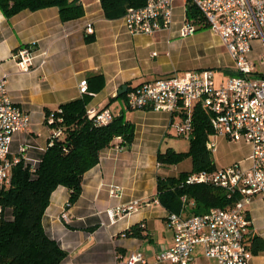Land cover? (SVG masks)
<instances>
[{
    "label": "crops",
    "instance_id": "1",
    "mask_svg": "<svg viewBox=\"0 0 264 264\" xmlns=\"http://www.w3.org/2000/svg\"><path fill=\"white\" fill-rule=\"evenodd\" d=\"M80 2L84 15L68 22L61 21L57 8L24 10L11 18L0 11V79H6L9 98L30 117L27 130L14 134L10 154L31 165L38 164L51 134L44 123L45 111L80 98V83L87 81L92 94L89 107L109 108L114 116L121 114L131 121L135 127L134 141L130 148L109 147L101 151L98 163L84 175L80 197L68 209L65 208L68 190L61 186L54 190L42 217L44 231L67 253L60 264H116L132 252L142 253L148 264H168L155 260L157 253L173 244L168 213L156 197L157 175L169 172L159 167L157 152L172 149L170 144L177 136L175 125L183 118L161 111L130 109L126 97L120 96L159 78L202 69L179 70L183 67L179 63L183 49L195 48L202 36H179L184 21H190L185 0H174L171 28L152 35L128 33L123 16L106 18L100 0ZM200 25L199 31L210 32L203 23ZM88 26L93 30L91 34L87 33ZM210 35L214 36L215 46L225 50L228 59L225 64L219 54V68L233 70L234 63L226 48L216 35L211 32ZM24 46L47 51V61L39 65L37 60L29 71H18L16 53ZM259 51L260 43L257 48L253 45L250 54L253 61ZM93 76L102 77V87L97 88L99 80H90ZM125 86L126 91L120 94ZM223 138L210 136L215 145L220 141L229 144ZM230 144L239 146L231 164L240 162L247 167L250 145L243 141ZM23 145L29 148L19 155ZM217 161L214 160L216 170L231 165H220ZM110 186L121 188L118 197H110ZM132 202H138L136 210L121 216L110 215L116 207ZM246 210L250 219L248 233L264 238V198L256 195ZM64 211L68 221L62 218ZM140 223L144 239L124 236L126 230ZM193 256V264L212 261L203 255L200 246ZM248 264H264V251L251 253Z\"/></svg>",
    "mask_w": 264,
    "mask_h": 264
},
{
    "label": "built area",
    "instance_id": "2",
    "mask_svg": "<svg viewBox=\"0 0 264 264\" xmlns=\"http://www.w3.org/2000/svg\"><path fill=\"white\" fill-rule=\"evenodd\" d=\"M189 1L203 19V25L226 48L234 63V74L223 77L218 83L209 69L188 70L181 75L159 78L128 90L126 106L171 115L186 112L185 119L175 128L177 135L187 136L192 129L190 112L193 104L197 103L211 115L212 135L232 142L248 143L250 152L246 158L247 167L234 162L213 172L200 171L188 176L189 184L212 185L229 195L238 194L240 198L230 207L211 208L205 214L188 219L170 216L173 244L157 253L155 260L168 264H193L194 251L200 246L203 255L216 264H248L251 252L245 242L249 232L246 209L256 195L264 198V0ZM173 2L146 0L140 8H128L123 15L126 30L132 35H152L170 29ZM200 24L186 19L179 29V36H192L199 31ZM92 32L88 26L87 33ZM255 41L260 43L257 55L259 66L250 58ZM16 58L18 71L27 72L37 63L43 65L48 59V52L24 46L17 50ZM80 91L81 94L87 91L86 81L80 83ZM88 116L96 125H106L113 119L109 108H89ZM48 123H53L52 116ZM29 124L28 113L9 98L6 79H0V187L9 186L13 166L24 160L11 156L10 145L14 134L26 131ZM60 135V130L54 131L55 137ZM114 143L115 149H123L121 138H115ZM28 148V145L21 146L19 155ZM206 149L216 152L215 143L208 140ZM120 190L118 186H110V197H118ZM138 206V202L119 206L110 211V215L121 216ZM62 218L68 221L66 211L62 213ZM116 264H148V261L142 253L132 252Z\"/></svg>",
    "mask_w": 264,
    "mask_h": 264
},
{
    "label": "trees",
    "instance_id": "3",
    "mask_svg": "<svg viewBox=\"0 0 264 264\" xmlns=\"http://www.w3.org/2000/svg\"><path fill=\"white\" fill-rule=\"evenodd\" d=\"M145 3L146 0H100L108 19L119 18L128 8H140ZM186 6V16L196 23H203L189 0ZM46 8H57L63 22L84 15L80 0H0V11L6 18L24 10L35 12ZM227 72L234 74L233 70ZM90 80H99L97 88L102 87L101 76H93ZM91 95L87 89L80 98L45 111L44 123L51 129V134L41 160L31 165L21 159L13 166L9 186L0 187V264H60L67 253L48 237L42 226L52 193L60 186L66 188L68 209L80 197L84 175L98 163L103 149L114 147L115 138H121L123 148L131 147L134 124L120 114L113 115L106 125H96L88 116ZM122 96L126 97V93ZM186 114L179 115L185 119ZM51 116L53 123L49 124ZM210 117L208 111L194 103L190 112L192 129L187 135V152H175L171 148L157 152L159 167L169 171H162L156 178L157 201L167 211L168 223L172 215L188 219L205 214L211 208L230 207L240 198L238 194L229 195L212 185L187 183L191 173L216 170L211 152L206 149L213 134ZM57 130L61 131L59 137L54 136ZM185 161L189 168L181 169L179 165ZM246 218L250 220L248 212ZM142 224L132 226L124 236L144 239ZM245 242L252 254L264 251V238L253 232L246 235Z\"/></svg>",
    "mask_w": 264,
    "mask_h": 264
},
{
    "label": "rangeland",
    "instance_id": "4",
    "mask_svg": "<svg viewBox=\"0 0 264 264\" xmlns=\"http://www.w3.org/2000/svg\"><path fill=\"white\" fill-rule=\"evenodd\" d=\"M212 33V32H211ZM196 37L202 36L201 39L198 40L197 43H195V48H187L185 47L182 52V59L179 62L180 66L179 70H187V69H209L213 71L215 82H220L223 77H227L230 74L227 72L229 71L227 67H224V69L219 68V62L218 57L219 54L222 55L221 58H223V61H225V64L228 63L227 56L224 55V49H219L218 46H215V43L213 42L212 38L214 36L210 35V32L207 30L198 31L194 34ZM190 37V36H189ZM199 41H202V43H199ZM212 43V44H211ZM185 43L181 45L184 46ZM211 45V47H207L208 45ZM254 48H257L259 46V43H254ZM253 56V55H252ZM257 66H259V63L257 60H255ZM221 138L222 136H215ZM225 139L229 144L223 143V142H217V150L214 153H211L213 161L216 159L217 162L221 164H231L232 161H234V157L237 156L239 146L238 145H232L230 140L227 138ZM188 144L189 140L187 136H176L172 139V142L170 146L175 152H187L188 150ZM181 169H188V161H185L179 165ZM210 264H216L213 261H209Z\"/></svg>",
    "mask_w": 264,
    "mask_h": 264
},
{
    "label": "water",
    "instance_id": "5",
    "mask_svg": "<svg viewBox=\"0 0 264 264\" xmlns=\"http://www.w3.org/2000/svg\"><path fill=\"white\" fill-rule=\"evenodd\" d=\"M125 91H126V86L123 87V88L121 89V91H119V93H120V94H123Z\"/></svg>",
    "mask_w": 264,
    "mask_h": 264
}]
</instances>
